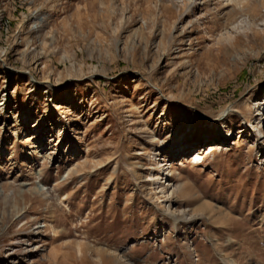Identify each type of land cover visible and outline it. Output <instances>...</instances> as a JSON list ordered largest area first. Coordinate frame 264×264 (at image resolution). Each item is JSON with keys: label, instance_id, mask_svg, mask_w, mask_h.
<instances>
[{"label": "rangeland", "instance_id": "obj_1", "mask_svg": "<svg viewBox=\"0 0 264 264\" xmlns=\"http://www.w3.org/2000/svg\"><path fill=\"white\" fill-rule=\"evenodd\" d=\"M263 105L264 0H0V264H264Z\"/></svg>", "mask_w": 264, "mask_h": 264}, {"label": "bare ground", "instance_id": "obj_2", "mask_svg": "<svg viewBox=\"0 0 264 264\" xmlns=\"http://www.w3.org/2000/svg\"><path fill=\"white\" fill-rule=\"evenodd\" d=\"M229 2V0H227ZM231 1V0H230ZM233 1V0H232ZM237 2V1H236ZM264 106V105H263ZM249 123V122H248ZM246 124V123H245ZM244 127H247L244 125ZM262 134L264 133L262 130H261ZM210 154H214V151H210L209 152ZM159 184H162V183H159ZM165 184V183H164ZM41 188V187H40ZM165 190V189H164ZM169 192V196H173L175 193L173 191H168ZM168 192H166V194H168ZM173 215V214H172ZM171 215V216H172Z\"/></svg>", "mask_w": 264, "mask_h": 264}]
</instances>
